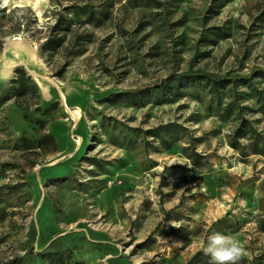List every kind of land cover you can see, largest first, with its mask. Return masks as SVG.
<instances>
[{
  "label": "rangeland",
  "instance_id": "rangeland-1",
  "mask_svg": "<svg viewBox=\"0 0 264 264\" xmlns=\"http://www.w3.org/2000/svg\"><path fill=\"white\" fill-rule=\"evenodd\" d=\"M0 83V264H264V0H0Z\"/></svg>",
  "mask_w": 264,
  "mask_h": 264
},
{
  "label": "clouds",
  "instance_id": "clouds-1",
  "mask_svg": "<svg viewBox=\"0 0 264 264\" xmlns=\"http://www.w3.org/2000/svg\"><path fill=\"white\" fill-rule=\"evenodd\" d=\"M172 226L178 228L175 223ZM179 243V242H178ZM200 250L210 257V264H239L245 249L233 236L213 232L201 242Z\"/></svg>",
  "mask_w": 264,
  "mask_h": 264
},
{
  "label": "trees",
  "instance_id": "trees-1",
  "mask_svg": "<svg viewBox=\"0 0 264 264\" xmlns=\"http://www.w3.org/2000/svg\"><path fill=\"white\" fill-rule=\"evenodd\" d=\"M197 79H198V78H197ZM215 84H216V81H212V85L215 86ZM259 152H261V151H259ZM259 154H260V153H259ZM261 155L264 156V153H261ZM141 264H146V263H141Z\"/></svg>",
  "mask_w": 264,
  "mask_h": 264
},
{
  "label": "bare ground",
  "instance_id": "bare-ground-1",
  "mask_svg": "<svg viewBox=\"0 0 264 264\" xmlns=\"http://www.w3.org/2000/svg\"><path fill=\"white\" fill-rule=\"evenodd\" d=\"M25 68H26V67H25ZM31 74H32V73H31ZM40 79H41V78H40ZM1 85H2V84L0 83V87H1Z\"/></svg>",
  "mask_w": 264,
  "mask_h": 264
}]
</instances>
